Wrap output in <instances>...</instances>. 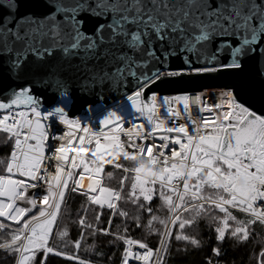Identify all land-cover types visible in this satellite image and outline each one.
Masks as SVG:
<instances>
[{
  "label": "snow or ice",
  "instance_id": "1",
  "mask_svg": "<svg viewBox=\"0 0 264 264\" xmlns=\"http://www.w3.org/2000/svg\"><path fill=\"white\" fill-rule=\"evenodd\" d=\"M0 147V264H264V0H0Z\"/></svg>",
  "mask_w": 264,
  "mask_h": 264
},
{
  "label": "trees",
  "instance_id": "2",
  "mask_svg": "<svg viewBox=\"0 0 264 264\" xmlns=\"http://www.w3.org/2000/svg\"><path fill=\"white\" fill-rule=\"evenodd\" d=\"M2 154H6V149H4L3 147H0V155ZM107 171H114L115 172V178L112 180H106L105 183L109 184L112 187H119V178L122 175V173L119 170H113L110 167L106 169ZM81 203V198L80 197H76L75 201L72 203V208L76 209L79 207ZM158 204V201L156 202ZM130 207V206H128ZM166 213L161 212L160 215H165ZM107 219V217H105V220ZM191 231V230H188ZM132 235L134 236V238L136 239H145V237L143 236V234L141 233V231L139 229H136ZM200 235L203 238L206 247L204 249V251L202 252H192V250H189V254L186 256H176L175 259H173L170 264H204V259L207 255H210V249L211 247L215 244V240H211L209 242V235L210 233L207 231V229H202L200 231ZM260 238L264 239V232H261L260 234ZM147 242L149 243L150 246L155 247L156 244V238L155 237H148L147 238ZM101 247L104 248L105 251H109L107 244H103V245H99ZM177 246H182V245H177L175 242L173 244V247H177ZM227 247V256L224 257L223 259H225L228 264H255V261L253 259L249 258V255L251 253V251L254 248L253 244H249L247 247L245 246H240V247H233L231 246V242H229L228 245H226ZM111 251H115L116 253V259L118 260L119 258V251H117L116 249H112ZM63 264V262H62Z\"/></svg>",
  "mask_w": 264,
  "mask_h": 264
},
{
  "label": "water",
  "instance_id": "3",
  "mask_svg": "<svg viewBox=\"0 0 264 264\" xmlns=\"http://www.w3.org/2000/svg\"><path fill=\"white\" fill-rule=\"evenodd\" d=\"M231 83H233V81L230 79L229 74L221 73L213 76L196 78L195 81L191 83H181V84L166 86L164 89H162V93L164 95H172L181 91H188L192 93L217 91L222 88L228 87ZM45 103L48 104L50 103V101L46 99ZM58 106H62V105H58ZM67 110L71 114H73V118L84 115L83 111L81 110L79 101L75 102V106L70 104ZM89 115L92 114L89 113Z\"/></svg>",
  "mask_w": 264,
  "mask_h": 264
},
{
  "label": "built area",
  "instance_id": "4",
  "mask_svg": "<svg viewBox=\"0 0 264 264\" xmlns=\"http://www.w3.org/2000/svg\"><path fill=\"white\" fill-rule=\"evenodd\" d=\"M218 91V90H217ZM217 91H205L206 93H207V96L208 97H212L213 95H214V93L215 92H217ZM211 102H213L211 99H209V103H211ZM205 116H208V115H210V114H208V113H205L204 114ZM77 118V117H76ZM94 119L96 118L95 116L93 117ZM126 127L128 126V125H125ZM54 131L56 132V133H60V132H62L63 131V128H62V126H57L56 128H54Z\"/></svg>",
  "mask_w": 264,
  "mask_h": 264
}]
</instances>
